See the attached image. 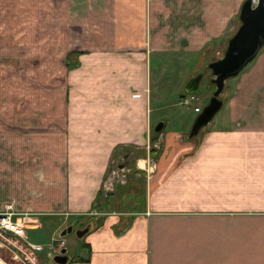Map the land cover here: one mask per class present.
<instances>
[{
	"label": "crops",
	"instance_id": "obj_1",
	"mask_svg": "<svg viewBox=\"0 0 264 264\" xmlns=\"http://www.w3.org/2000/svg\"><path fill=\"white\" fill-rule=\"evenodd\" d=\"M121 1L108 39L65 53L55 103L25 91L0 107V211L11 204L41 228L87 216L85 253L68 264H264V46L198 136L160 112L166 85L180 103L222 55L244 0ZM127 146L140 150L125 167L142 181L117 190L106 173Z\"/></svg>",
	"mask_w": 264,
	"mask_h": 264
},
{
	"label": "rangeland",
	"instance_id": "obj_2",
	"mask_svg": "<svg viewBox=\"0 0 264 264\" xmlns=\"http://www.w3.org/2000/svg\"><path fill=\"white\" fill-rule=\"evenodd\" d=\"M145 1L148 4V0ZM124 2L121 0H0V107L9 105L11 97L16 96L15 99L24 100L25 91L33 93V105L42 104L46 95L48 101L55 103L59 90L56 74L61 73L65 53L81 47L94 46V42L100 39H108L107 35L116 31L112 11L115 10L114 8L118 10L126 8ZM130 2L137 3L138 0H130ZM161 3L168 7L169 0H161ZM145 28L147 31V27ZM71 59H75L74 56H71ZM155 64L154 59L152 69H155ZM207 65L203 63L200 67L199 74H202V77L194 92L199 99L192 102L189 107L179 103L180 91L175 92L173 87L170 89L169 85H166L164 100L167 102L160 112L163 113L164 118L171 121L169 127H180L181 121L184 120H189L193 124L196 116L207 104L209 100L207 95L211 96L214 91V85L210 82L211 71ZM47 75L50 79L48 84L45 83ZM233 78L226 80L220 99L223 100L230 92V87L227 85L233 82ZM152 89L154 92L157 91L155 85H152ZM152 105L154 107L155 103L152 102ZM195 105L200 107L199 112L194 111ZM220 114L217 112L212 121ZM139 151L127 146L115 152L106 173L105 183L113 185V188L118 186L116 189L119 190V186L126 185L131 177L132 182H141V177L132 176V171H127L125 167H134L136 156L141 155ZM4 160L9 162L6 157ZM9 187L7 182L5 190H0V202L10 201ZM0 189L3 190L4 186L1 185ZM54 218L61 219L59 216ZM88 223L89 220L85 216L80 220L64 219L50 232L47 227L28 230L29 238L42 243L45 247L38 254L41 264H56L53 260L54 254L48 246L52 238L60 237V231L70 224L73 226V231L63 236L66 254L72 257L85 253V248L82 247L84 235L78 237L75 231L87 225L90 227Z\"/></svg>",
	"mask_w": 264,
	"mask_h": 264
},
{
	"label": "water",
	"instance_id": "obj_3",
	"mask_svg": "<svg viewBox=\"0 0 264 264\" xmlns=\"http://www.w3.org/2000/svg\"><path fill=\"white\" fill-rule=\"evenodd\" d=\"M240 25L232 37L228 40L227 47L222 56L210 62L207 67L211 71L210 82L214 85V91L207 104L196 116L191 130L190 137L198 136L201 129L209 126L210 122L220 110L223 101L220 95L225 87V82L230 77L237 76L256 56L264 46V0H245L239 13ZM202 74L190 79L185 85V93H194ZM162 123L156 125L155 130H160ZM89 227L76 230V235H85ZM73 231L69 225L60 232L63 237ZM66 248H62L53 257L56 264H66L68 256Z\"/></svg>",
	"mask_w": 264,
	"mask_h": 264
},
{
	"label": "built area",
	"instance_id": "obj_4",
	"mask_svg": "<svg viewBox=\"0 0 264 264\" xmlns=\"http://www.w3.org/2000/svg\"><path fill=\"white\" fill-rule=\"evenodd\" d=\"M199 98L195 93L185 94L180 103L191 106ZM199 112L200 107L194 106ZM41 224L28 212L15 211L11 204H6L0 211V264H41L38 254L45 247L42 243L29 238L28 230L40 229ZM65 247L63 237L52 238L48 249L57 254Z\"/></svg>",
	"mask_w": 264,
	"mask_h": 264
},
{
	"label": "trees",
	"instance_id": "obj_5",
	"mask_svg": "<svg viewBox=\"0 0 264 264\" xmlns=\"http://www.w3.org/2000/svg\"><path fill=\"white\" fill-rule=\"evenodd\" d=\"M245 1V0H244ZM243 1V2H244ZM242 2V3H243ZM69 55H71V54H68V58H69ZM60 222H62V220L61 219H55L54 217H51V216H48V217H45V218H43L42 219V228L41 229H44V227H47L48 229H49V232L51 231V230H53L54 228H56L58 225H59V223ZM88 226V225H87ZM62 231V230H61ZM60 231V232H61ZM32 239V238H31ZM33 240V239H32ZM33 241H35V240H33ZM80 259H85V258H80Z\"/></svg>",
	"mask_w": 264,
	"mask_h": 264
},
{
	"label": "flooded vegetation",
	"instance_id": "obj_6",
	"mask_svg": "<svg viewBox=\"0 0 264 264\" xmlns=\"http://www.w3.org/2000/svg\"><path fill=\"white\" fill-rule=\"evenodd\" d=\"M70 225H72V224H70ZM69 226V225H68Z\"/></svg>",
	"mask_w": 264,
	"mask_h": 264
}]
</instances>
